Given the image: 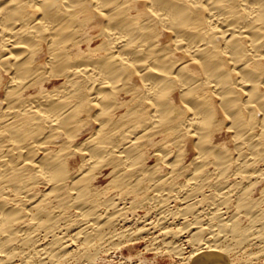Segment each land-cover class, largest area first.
<instances>
[{
  "label": "bare ground",
  "instance_id": "bare-ground-1",
  "mask_svg": "<svg viewBox=\"0 0 264 264\" xmlns=\"http://www.w3.org/2000/svg\"><path fill=\"white\" fill-rule=\"evenodd\" d=\"M148 252L264 264V0H0V264Z\"/></svg>",
  "mask_w": 264,
  "mask_h": 264
},
{
  "label": "rangeland",
  "instance_id": "rangeland-1",
  "mask_svg": "<svg viewBox=\"0 0 264 264\" xmlns=\"http://www.w3.org/2000/svg\"><path fill=\"white\" fill-rule=\"evenodd\" d=\"M144 249H145V243H141L139 250H141L142 252H145ZM155 256L156 255H154L152 252H148L145 256L147 259V263L153 264L155 262ZM157 260H158V258H157ZM159 262H160V264H172L173 263V262H171V260H168V259L162 260V262H161V259H159ZM110 263L111 262H107V264H110Z\"/></svg>",
  "mask_w": 264,
  "mask_h": 264
}]
</instances>
